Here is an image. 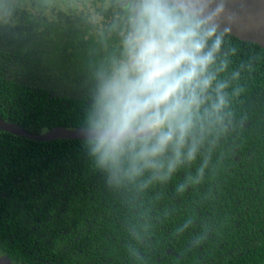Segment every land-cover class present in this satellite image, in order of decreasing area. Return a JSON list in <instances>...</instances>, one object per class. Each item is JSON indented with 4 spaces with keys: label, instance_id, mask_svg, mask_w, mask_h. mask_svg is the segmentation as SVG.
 Wrapping results in <instances>:
<instances>
[{
    "label": "trees",
    "instance_id": "obj_1",
    "mask_svg": "<svg viewBox=\"0 0 264 264\" xmlns=\"http://www.w3.org/2000/svg\"><path fill=\"white\" fill-rule=\"evenodd\" d=\"M62 7L0 19V119L32 135L0 128V253L264 264V48L168 0ZM167 120L142 137L34 138Z\"/></svg>",
    "mask_w": 264,
    "mask_h": 264
},
{
    "label": "water",
    "instance_id": "obj_2",
    "mask_svg": "<svg viewBox=\"0 0 264 264\" xmlns=\"http://www.w3.org/2000/svg\"><path fill=\"white\" fill-rule=\"evenodd\" d=\"M168 1L175 4L178 8L201 19L213 28L227 32L242 40L257 43L264 48V0ZM0 128L16 134L28 135L22 132L16 124L1 119ZM113 131H98L90 128L70 129L61 126L53 128L47 133L35 136L34 138L42 140L92 138L107 136ZM28 136L32 137V135Z\"/></svg>",
    "mask_w": 264,
    "mask_h": 264
},
{
    "label": "rangeland",
    "instance_id": "obj_3",
    "mask_svg": "<svg viewBox=\"0 0 264 264\" xmlns=\"http://www.w3.org/2000/svg\"><path fill=\"white\" fill-rule=\"evenodd\" d=\"M53 1H54L53 6L57 7L59 4H61L62 6H65L64 7L65 9H69V6L72 5L71 3H77L79 0H53ZM17 2H18V0H0V13L5 12V13H3V14H5V16L0 17L1 20L8 21V20H10L11 17H14L11 15L14 11L15 6H17V5H15V4H17ZM9 7H11V8H9ZM21 7H25V3H23L21 5ZM64 8L62 7V10H65ZM91 8L93 10H95L97 8V6H92ZM17 9L18 8H16V10ZM52 10H54V9H52ZM77 10L80 11V8L77 7ZM52 13H54V12L52 11ZM94 14L96 17H101V18L105 17L101 11H96ZM18 20H19V17L17 16L16 21H18ZM138 58L139 57L136 56V58L132 59L130 62H127V67L130 69H133L136 65L135 63L140 64L141 61ZM151 70H153V71H151ZM159 70H160V64H156L155 66H151L150 69H146L145 66H143L142 72L136 73L135 76L136 77L143 76V81H146L147 79H149L151 72L159 71ZM140 79L141 78H139L138 80H140ZM173 123H174L173 120H167V121L160 122V123L154 124V125H145L142 127H133V128H127V129L117 130V131L115 130L113 132H110L108 135L112 138H115V139L125 138L129 135H134L137 137L149 136L155 132H158V131H161V130L167 128L168 126L172 125ZM0 264H18V263L13 261L11 258L7 257L4 253H0Z\"/></svg>",
    "mask_w": 264,
    "mask_h": 264
},
{
    "label": "flooded vegetation",
    "instance_id": "obj_4",
    "mask_svg": "<svg viewBox=\"0 0 264 264\" xmlns=\"http://www.w3.org/2000/svg\"><path fill=\"white\" fill-rule=\"evenodd\" d=\"M45 2H46V4L43 5L44 2H39L38 0H18L17 4L14 3L15 5H17V6H15L14 10H16V8H18L17 11L19 13H21L23 10H25L31 16L37 15V14L51 16L53 14L52 9L54 7L53 6L54 1L53 0H47ZM23 3H25V7H21V5ZM71 4H73V3H71ZM9 8H11V7H9ZM44 11H46V12H44ZM20 15L18 14L19 18H20Z\"/></svg>",
    "mask_w": 264,
    "mask_h": 264
}]
</instances>
